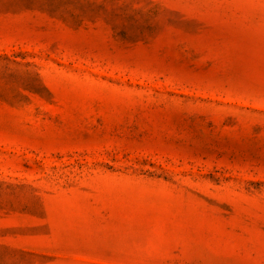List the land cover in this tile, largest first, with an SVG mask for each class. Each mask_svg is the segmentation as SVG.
Masks as SVG:
<instances>
[{"label":"rangeland","instance_id":"obj_1","mask_svg":"<svg viewBox=\"0 0 264 264\" xmlns=\"http://www.w3.org/2000/svg\"><path fill=\"white\" fill-rule=\"evenodd\" d=\"M0 264H264V0H0Z\"/></svg>","mask_w":264,"mask_h":264}]
</instances>
